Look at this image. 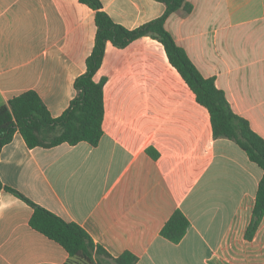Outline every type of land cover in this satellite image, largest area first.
<instances>
[{
	"label": "crops",
	"instance_id": "crops-1",
	"mask_svg": "<svg viewBox=\"0 0 264 264\" xmlns=\"http://www.w3.org/2000/svg\"><path fill=\"white\" fill-rule=\"evenodd\" d=\"M164 27L231 110L264 139V0H184ZM133 30L159 18L155 0H100ZM95 11L78 0H0V106L34 91L52 118L75 97L95 40ZM103 134L29 148L16 132L0 151V182L81 227L112 257L136 264H264V215L246 232L262 177L233 141L214 138L210 116L148 36L105 46ZM189 228L160 236L176 211ZM32 208L0 192V264H64L66 251L29 225Z\"/></svg>",
	"mask_w": 264,
	"mask_h": 264
},
{
	"label": "trees",
	"instance_id": "trees-1",
	"mask_svg": "<svg viewBox=\"0 0 264 264\" xmlns=\"http://www.w3.org/2000/svg\"><path fill=\"white\" fill-rule=\"evenodd\" d=\"M95 11V40L85 62V72L74 82L75 97L58 118H52L40 97L27 91L0 106V151L18 132L29 148H52L60 144L76 145L85 142L95 147L103 134V85L94 76L101 66L105 46L109 42L122 49L141 37L157 40L164 48L170 65L179 73L195 95L199 105L207 109L214 138L233 141L248 159L262 172L253 209L246 232L250 239L264 215V139L256 134L247 120L230 108L223 91L216 88L213 78L203 77L186 53L165 29L166 19L180 8L189 13L191 5L184 0H155L165 5L164 13L136 29L128 30L114 23L103 11L100 0H78ZM5 191L29 205L33 213L29 225L48 239L59 244L68 254L64 264H136L130 253L112 257L78 225L66 222L49 211L36 206L18 192L0 182V192ZM189 228L186 217L176 210L160 231V236L178 243Z\"/></svg>",
	"mask_w": 264,
	"mask_h": 264
}]
</instances>
